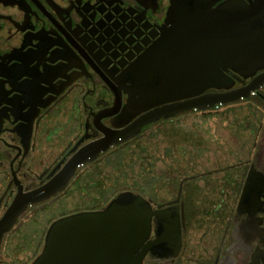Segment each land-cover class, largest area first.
<instances>
[{
    "label": "flooded vegetation",
    "instance_id": "obj_1",
    "mask_svg": "<svg viewBox=\"0 0 264 264\" xmlns=\"http://www.w3.org/2000/svg\"><path fill=\"white\" fill-rule=\"evenodd\" d=\"M207 1L216 8L231 0ZM170 4L0 0V264H30L52 220L104 206L80 207V196L86 185L98 190L99 179L109 178L108 161L120 153L124 160L129 146L143 148L159 122L193 111L155 120L78 162L84 148L150 110L128 109L133 68L160 41ZM233 79L235 88L250 80ZM238 102L254 106L248 156L191 174L186 164L167 199L143 195L153 208L163 204L176 212L181 244L168 257L148 251L141 264H264V195L240 202L249 172H264V85L229 103ZM202 176L205 189L195 184Z\"/></svg>",
    "mask_w": 264,
    "mask_h": 264
},
{
    "label": "water",
    "instance_id": "obj_2",
    "mask_svg": "<svg viewBox=\"0 0 264 264\" xmlns=\"http://www.w3.org/2000/svg\"><path fill=\"white\" fill-rule=\"evenodd\" d=\"M165 20L160 41L133 68L135 88L128 109L150 110L84 148L78 162L155 120L193 111L156 124L147 131L144 147L129 146L124 160L121 153L114 155L105 166L109 178L99 177L98 190L86 185L80 207L104 202L105 190L113 197L101 208L52 220L30 264H141L148 251L159 257L175 255L181 244L176 212L161 208L163 204L153 208L145 196L167 199L182 174L227 166L248 156L253 134L247 124H253L249 116L254 106L229 102L249 98L264 85V0H231L216 8L207 0H171ZM235 76L250 80L235 88ZM225 103L229 104L220 105ZM186 164L191 169L185 173ZM202 178L195 184L205 189ZM261 194L264 172L250 171L240 202L257 200Z\"/></svg>",
    "mask_w": 264,
    "mask_h": 264
},
{
    "label": "trees",
    "instance_id": "obj_3",
    "mask_svg": "<svg viewBox=\"0 0 264 264\" xmlns=\"http://www.w3.org/2000/svg\"><path fill=\"white\" fill-rule=\"evenodd\" d=\"M99 181H101L100 179H99ZM98 181V182H99ZM102 191H104L103 189H101ZM101 192V191H100ZM106 192V191H105ZM105 192H104V194H103V196L102 197H104V199H106V200H104V202H102L101 204H98L97 206L99 207V206H101V205H104L106 202H108L109 201V199L111 198V197H113L112 195H110V194H105ZM139 193H141V192H139Z\"/></svg>",
    "mask_w": 264,
    "mask_h": 264
}]
</instances>
